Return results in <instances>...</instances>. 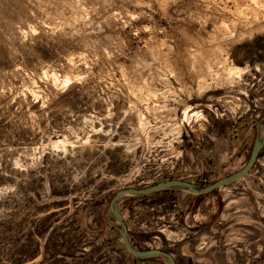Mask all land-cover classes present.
Listing matches in <instances>:
<instances>
[{
	"label": "rangeland",
	"instance_id": "374dc122",
	"mask_svg": "<svg viewBox=\"0 0 264 264\" xmlns=\"http://www.w3.org/2000/svg\"><path fill=\"white\" fill-rule=\"evenodd\" d=\"M214 57L240 76L206 72ZM52 72L72 80L55 86ZM126 81L158 95L136 102ZM134 103L156 129L150 154L129 121ZM146 103L176 116L155 118ZM263 115L264 0H0V264H168L126 251L110 199L239 171ZM63 136L66 152L53 149ZM118 208L135 247L177 264H264V146L245 177L213 193L127 195Z\"/></svg>",
	"mask_w": 264,
	"mask_h": 264
},
{
	"label": "water",
	"instance_id": "95a60500",
	"mask_svg": "<svg viewBox=\"0 0 264 264\" xmlns=\"http://www.w3.org/2000/svg\"><path fill=\"white\" fill-rule=\"evenodd\" d=\"M262 121H263L262 128L260 129V131H258L255 137L254 143L252 145L246 163L239 171L233 174L219 178L214 182L209 183L205 186L195 185L193 183L184 180L170 179V180H162L151 186L142 187V188L119 189L110 199L108 206V213L110 217L114 219L115 222L120 227V240L123 246L125 247L126 251H128V253H130L137 260L143 261L153 257H160L165 259L168 262V264H177L176 259L173 257V255L170 252L161 249H152V248L139 249L131 243L129 239V230L118 208L119 200L123 196H127V195L136 196V197L147 196L153 193H157L165 190H173V189L183 190L185 192H188L196 196H203L213 193V191L221 187L230 185L242 179L253 168L255 162L258 159L260 151L264 146V115L262 116Z\"/></svg>",
	"mask_w": 264,
	"mask_h": 264
},
{
	"label": "bare ground",
	"instance_id": "6f19581e",
	"mask_svg": "<svg viewBox=\"0 0 264 264\" xmlns=\"http://www.w3.org/2000/svg\"><path fill=\"white\" fill-rule=\"evenodd\" d=\"M259 5V4H258ZM261 5V4H260ZM257 6V5H256ZM250 11L254 14V16L259 12L258 11V6L257 7H251L249 8ZM261 9V8H260ZM245 10V9H244ZM241 14V12H239ZM231 19V18H230ZM224 24V23H223ZM225 28V27H224ZM224 31V30H223ZM34 32V31H33ZM206 51V50H205ZM102 52V51H101ZM205 55V54H203ZM212 55H214V53H212ZM206 56V55H205ZM205 56H201L202 58ZM211 58V56H209ZM202 61V60H201ZM217 65L220 64L221 67L222 66H226V67H222L224 68L223 70L225 71V76L226 78H224L225 80H230L231 77L236 76L239 77L241 74V70L239 68H237L236 66L230 64L225 63V60H219L217 57H214L213 59L209 60L207 58H205L203 60V68L206 72H212L214 70H212V65ZM217 69V68H216ZM77 73V72H76ZM224 73V72H223ZM45 74H47L45 72ZM211 74V73H210ZM216 81L220 82V79H218V75L216 74ZM205 77V76H204ZM220 77V76H219ZM53 85L57 86L58 84L60 85H65L67 83H69L72 80V77L69 74H66L63 76L62 80L60 81L58 76L56 75V73L52 72L51 76H50ZM75 78V77H74ZM200 79V78H199ZM206 79V78H205ZM212 80V79H211ZM223 80V79H222ZM142 81V80H141ZM215 81V82H216ZM139 82V81H138ZM126 84L128 85V89L130 90V92H132V94H134L135 97H133L134 99H136V102L140 101H149L150 98H154L157 97L156 96V91L149 85L143 83H135V82H129L126 81ZM207 82L205 80H200L198 82V87L200 89H204L207 87ZM66 86V85H65ZM129 92V91H128ZM137 92V94H136ZM131 94V95H132ZM158 95V94H157ZM133 96V95H132ZM153 99V100H154ZM157 99V98H156ZM151 101V100H150ZM131 112L129 113V121L131 122V126L135 132V136L139 137L140 139L137 141L138 143L140 142H144V149L146 150V154H150L151 153V149L152 147L150 146L152 144V139L150 138V136L152 137L150 130H156L153 129V127H150V122L148 120V118H146L144 116V114L135 107V103L130 106ZM148 110V112L151 113L152 116H154L155 118H160L162 115L161 114H166L165 117H169L170 119L176 116V109L175 108H168L167 105L164 106H157V107H153L152 109L148 107V103H146V108ZM126 113V112H125ZM101 115V114H100ZM117 116V115H116ZM196 118L202 117L201 115H196ZM191 117L189 116L188 111H185L184 113V119L188 121V118ZM172 122V121H171ZM103 126V125H102ZM172 127L170 130V132H172L171 134L176 135L177 138L180 135L181 130L179 129V127L176 124H172ZM164 128V127H163ZM96 129V128H95ZM149 131H148V130ZM104 130V129H103ZM147 130V131H146ZM97 131V130H95ZM95 133V132H94ZM110 133V132H109ZM115 133V132H114ZM155 133V132H154ZM100 135V134H99ZM175 136V137H176ZM91 137H87L84 141V144H89L91 146H94V143L96 142L93 138L90 139ZM96 138V137H95ZM153 138V137H152ZM173 138V137H172ZM175 140V139H174ZM122 141V140H121ZM171 142V141H170ZM66 143H67V138L65 136L61 137V138H56L55 140H50V144L53 147V149H62L63 151L66 152ZM154 143V142H153ZM168 144V143H167ZM170 144V143H169ZM168 144V145H169ZM88 145V146H89ZM135 145V144H134ZM138 145V144H137ZM143 145V144H142ZM68 148V147H67ZM72 148V147H71ZM130 148V147H129ZM168 148V147H166ZM170 152H173L174 148L170 146V148L168 149ZM130 151V150H129ZM167 151V150H165ZM156 152V151H155ZM177 153V152H176ZM68 154V153H67ZM175 155V153H174ZM137 170V169H136ZM123 180H128L131 179V176H126L122 178ZM127 188H136V186H130ZM122 189V188H121ZM125 189V188H123Z\"/></svg>",
	"mask_w": 264,
	"mask_h": 264
},
{
	"label": "trees",
	"instance_id": "16d2710c",
	"mask_svg": "<svg viewBox=\"0 0 264 264\" xmlns=\"http://www.w3.org/2000/svg\"><path fill=\"white\" fill-rule=\"evenodd\" d=\"M165 191H168V190H165ZM144 261V260H143Z\"/></svg>",
	"mask_w": 264,
	"mask_h": 264
}]
</instances>
